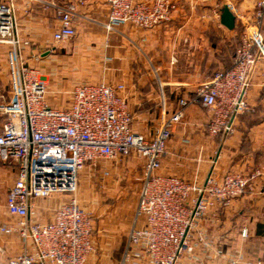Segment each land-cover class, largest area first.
Wrapping results in <instances>:
<instances>
[{
	"label": "built area",
	"instance_id": "built-area-1",
	"mask_svg": "<svg viewBox=\"0 0 264 264\" xmlns=\"http://www.w3.org/2000/svg\"><path fill=\"white\" fill-rule=\"evenodd\" d=\"M36 0H30L34 3ZM109 31L129 24L151 30L172 21L171 0H108ZM78 0L56 8L60 26L56 44L76 37V20L82 18ZM264 0L258 4L255 24L243 34L235 63L215 72L198 90V100L209 112L207 129L213 138L228 137L237 118L248 111V94L257 65L264 62L260 28ZM0 45L8 46L10 84L0 93V176L17 168L14 185L0 207V236H17L22 253L1 264H88L95 253L92 216L80 205L76 192L79 174L88 164L118 161L134 154L143 160V174L133 226L128 231L126 259L147 258L150 264H180L185 257L200 260L197 248L209 253L212 241L203 228L211 218L242 198L261 173L229 171L210 173L205 181L165 175L166 155L173 127L182 121V109L165 119L152 139L136 133L124 85L79 84L67 108L50 105L48 85L39 67L42 54H26L33 43L17 34L16 0H0ZM67 195L70 199L52 209L49 220L33 218L39 199ZM248 231H242L247 238ZM231 259L229 264H239ZM125 264V263H123ZM255 264H264L258 260Z\"/></svg>",
	"mask_w": 264,
	"mask_h": 264
},
{
	"label": "crops",
	"instance_id": "crops-1",
	"mask_svg": "<svg viewBox=\"0 0 264 264\" xmlns=\"http://www.w3.org/2000/svg\"><path fill=\"white\" fill-rule=\"evenodd\" d=\"M50 0H16L17 34L33 43L26 54L41 53L53 78L67 82L124 85L136 133L152 139L165 119L182 109V121L173 127L166 155L165 175L179 176L202 184L210 173L217 177L234 171L260 172L247 193L220 212L219 219L207 220L203 228L212 241L209 253L197 248L200 260L185 257L180 264H239L264 262V62L253 74L248 94V111L235 122L228 137L208 134L209 112L198 100V90L215 72L229 70L243 34L255 24L261 0H171L172 21L151 30L129 24L109 31L108 0H82V18L76 20V37L56 44L54 33L59 16ZM78 0H57L62 6ZM228 6L236 18L229 30L221 24L222 10ZM261 30L264 36V17ZM8 46L0 45V82L8 72ZM75 84V86H76ZM17 168H7L0 176V207L4 193L14 185ZM143 171V169H142ZM37 206L33 218L39 219ZM93 218V217H92ZM247 229V238L242 231ZM97 258L88 264H150L147 258L128 257V238L121 235H94ZM128 235V234H127ZM24 244L17 236H0V264L22 253Z\"/></svg>",
	"mask_w": 264,
	"mask_h": 264
},
{
	"label": "rangeland",
	"instance_id": "rangeland-1",
	"mask_svg": "<svg viewBox=\"0 0 264 264\" xmlns=\"http://www.w3.org/2000/svg\"><path fill=\"white\" fill-rule=\"evenodd\" d=\"M260 31L263 35L261 28ZM38 65L48 85L50 105L62 109L67 108L76 83L67 82L61 89L59 88L61 77L59 75L57 78L51 76L47 59L43 58ZM9 84L8 70L3 74V82H0V93L6 95ZM79 84H83V82ZM142 169L143 160L132 154L118 161L101 160L96 165L88 164L81 170L76 197L82 208L93 217L94 235L98 239L102 240V235L105 234L114 236V238L122 234L119 237L126 238L135 220ZM2 196L5 198L6 193ZM69 199L70 197L67 195L39 199L37 206L40 205L38 213L41 220H49L52 209ZM94 257L97 258L96 252L89 260Z\"/></svg>",
	"mask_w": 264,
	"mask_h": 264
},
{
	"label": "water",
	"instance_id": "water-1",
	"mask_svg": "<svg viewBox=\"0 0 264 264\" xmlns=\"http://www.w3.org/2000/svg\"><path fill=\"white\" fill-rule=\"evenodd\" d=\"M221 24L229 30H233L236 25V18L228 6L222 10Z\"/></svg>",
	"mask_w": 264,
	"mask_h": 264
},
{
	"label": "trees",
	"instance_id": "trees-1",
	"mask_svg": "<svg viewBox=\"0 0 264 264\" xmlns=\"http://www.w3.org/2000/svg\"><path fill=\"white\" fill-rule=\"evenodd\" d=\"M238 46H239V45H238ZM234 63H235V60H234ZM233 65H234V64H233ZM232 67H233V66H232ZM232 67H231V68H232ZM231 68H230V69H231ZM226 71H227V70H226Z\"/></svg>",
	"mask_w": 264,
	"mask_h": 264
}]
</instances>
